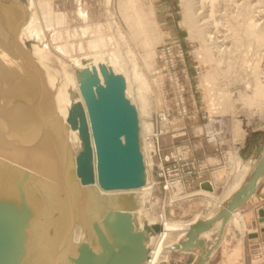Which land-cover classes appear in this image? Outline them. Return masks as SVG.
<instances>
[{
	"label": "rangeland",
	"instance_id": "obj_1",
	"mask_svg": "<svg viewBox=\"0 0 264 264\" xmlns=\"http://www.w3.org/2000/svg\"><path fill=\"white\" fill-rule=\"evenodd\" d=\"M8 1L20 2L19 5L25 12V22L30 21L32 12L29 0ZM42 1L51 2L52 11L48 21L50 24L47 25L54 31L60 29L62 32V39L55 41L54 31H47L46 40L43 42V44L47 42L52 51V61L46 63H50L51 67L48 66L50 73L58 78L57 84H63L67 77L72 83H76L72 77L77 69L74 59H82L86 54L94 53L90 48L92 40L94 42L104 40L105 45L101 50L108 55L119 52L124 64L118 72L126 79H131L128 97L133 102L138 98L136 91L140 84L138 81L135 82L136 78L132 73L138 69L146 78L150 91H144V94L151 98L144 99V113H147L142 115L144 121L152 122L153 132H160L156 142L154 137L151 138L154 141V148L149 150L152 162L151 166H148V175L151 182H155L145 190L147 195L145 201L149 203L146 204L143 213L149 215L151 220L161 218L162 222L165 216L168 220L188 221L207 210L206 197L189 196L201 190V182L211 181L214 179V172L228 166L229 156L235 151L234 144L237 143L235 140L239 131H246L243 144L238 146L241 157L246 161H257L261 157L257 147L260 144L264 146V128L254 126L260 122L262 102L260 99L249 97L253 94L255 77L264 80V42L262 44L260 40L257 41L264 36V0L260 2L217 0L212 6L210 1H205L203 5L198 0L199 3L194 6L195 16H202L200 28L204 29L206 36L211 34L213 38L212 42L206 39L207 43L198 33L193 35L184 21L187 11L186 0H127L125 7L136 13L132 20L126 18L127 9L122 8L121 0H112L110 7L112 15L107 11V0ZM81 11L87 14L84 13L83 16ZM85 14L88 19L84 18ZM63 16L66 23L60 26L59 22ZM140 17L147 32L141 33L136 22ZM254 21L261 25L253 26ZM249 25L253 27L251 30L254 29L255 33L250 30ZM88 28L89 31L85 33L84 30ZM123 39L127 42L125 43ZM220 40L224 42L221 43ZM147 43L150 44L147 46ZM205 43L209 45V52L204 50ZM216 43L217 45L224 43L223 48L228 46L231 49L230 51L225 49L226 52L217 51ZM67 44L70 45L72 53L68 54L60 49ZM163 47L166 49L169 63L175 64L179 86V91L177 89L175 92L173 84L167 80L166 87H163L165 94L163 102L169 112L167 128L156 114V109L163 107L162 100L160 104L158 101L162 89L157 86L150 87L151 75L156 62L160 63L158 56ZM61 62L68 66V72L62 67ZM42 74L44 83V71ZM28 75L37 84V75L30 73ZM53 90L52 88L51 91ZM72 91V97H80L78 90ZM177 93L182 94L183 100L177 99ZM136 103L139 105L140 101ZM208 126L212 130L211 128L209 130ZM169 154L175 155L178 162L169 159ZM161 172L163 173L159 176ZM176 172L178 176L188 172V180L183 181V192L177 194L164 188L166 180L174 178ZM246 179H249V174ZM183 195L184 197H180ZM254 195L238 207L245 216V228L241 230L227 220L222 231L224 237L221 238L222 243L217 245L203 264H264V225L259 219V210L264 211V202L261 205ZM217 232L218 229H213L212 236H217ZM209 250L205 247L203 254H209ZM201 252V247L193 251L172 250L169 264H191L198 260Z\"/></svg>",
	"mask_w": 264,
	"mask_h": 264
},
{
	"label": "water",
	"instance_id": "obj_2",
	"mask_svg": "<svg viewBox=\"0 0 264 264\" xmlns=\"http://www.w3.org/2000/svg\"><path fill=\"white\" fill-rule=\"evenodd\" d=\"M19 3L0 0V45L21 63L24 77L32 80L28 73L37 75L38 85L32 82L41 89L47 87V83L45 79L46 85L43 83V69L32 54V40L21 42L18 38L25 22V12ZM99 67L103 78H100L94 65L91 69H76L83 102H71L62 131L76 129L80 148L74 151L68 147L64 176L71 196V189L77 187L75 184L91 186L104 197L109 195L106 209L99 215L90 208L88 219L93 232L88 240L79 237V230L76 229L78 219L72 211L70 224L61 240L56 247L54 243L53 248L49 245L52 251L46 253L44 243L54 228L51 224L45 230L47 233H42L38 226L52 207L51 192L34 177V172L29 168L0 159V264L146 263L150 241L158 235L162 225L157 220L139 218L136 210L140 203L135 192L130 190L146 183L138 111L135 103L125 94V76L104 63H100ZM20 100L34 101L17 96L11 99L10 105ZM53 111L47 113L51 115ZM11 120L9 113L0 111V134L4 137H10L8 123ZM15 143L20 144L19 141ZM262 150L263 145H258V154ZM262 171L264 154L247 182L215 216L208 220H196L188 227L185 238L176 247L181 250L202 248L198 260L191 264H203L208 257V253L203 254L205 244L199 238V233L211 228L213 221L221 219L217 232L218 236L221 235L231 210L239 207L263 181L264 177L257 182ZM200 185L210 187L211 184L205 180ZM101 189L118 190L107 194ZM259 215L264 225L262 209ZM73 235L77 240L70 249L67 246Z\"/></svg>",
	"mask_w": 264,
	"mask_h": 264
},
{
	"label": "bare ground",
	"instance_id": "obj_3",
	"mask_svg": "<svg viewBox=\"0 0 264 264\" xmlns=\"http://www.w3.org/2000/svg\"><path fill=\"white\" fill-rule=\"evenodd\" d=\"M200 1L203 5H205L204 3L205 1L206 2L210 1L211 6L217 3V0H200ZM126 2L127 0H121V5L122 8L127 9L125 13L126 18L128 20H132L134 18L133 15L136 13L134 11L129 10L128 9L129 7H125ZM196 3H199V1L186 0L187 11L185 14L184 21L187 24L190 31L193 33V35L198 33L200 37L205 39L206 43L208 40H211L212 42L213 38L211 34L210 35L208 34V36H206V32L204 31V29L200 28L201 25L199 23L200 20L202 19L201 18L202 16L200 17L195 16L194 6L196 5ZM243 4L244 3H242V5ZM106 5L108 6V10L106 9L108 11V14L112 15L110 8L112 5V0H107ZM203 5H201L202 8ZM27 7H28V3H27ZM29 8L32 12V16L30 18V21L25 22L22 25L18 33V38L20 39L21 42H24L25 39H30L33 41L32 42L33 44L31 46V51L35 57L34 59L36 60V63L44 71V77H45L44 79L45 82L47 83V87H43L40 89L32 82V80H29L26 77H24L21 74V69L23 68L21 66V63L17 61L14 58V56L11 55L6 49H4L2 45H0V111L9 113L12 118L10 123H8L9 124L8 126L11 128L9 129L10 137H8L6 134L5 137L0 134V159H4L6 161L13 162L22 165L26 168H29L34 172L35 175L34 177L38 181L42 182V185H44L48 190H50L52 196V207L48 212V214L43 219L40 220L38 226L40 232L42 231V233L43 232L47 233L45 232L47 227H49V225L51 224L53 225L54 232L47 236L48 241L44 243V248H45L44 252L49 253L50 251H52L49 248V245H52L53 248V243H54L56 247V243L57 242L59 243V240H61L67 227L69 226L70 216L72 214V211L74 212V214L76 213V217L78 219V224L76 226V229L79 230V237L85 240L90 239L93 232L91 224L88 219L90 208L98 212V214L100 215L108 205L109 195L104 197L99 193H96L93 187L91 186L82 187V186H78L77 184L74 185L77 187L71 189L72 196L71 194H69V191L67 190V186L69 184L68 185L66 184L64 170L66 166V156L68 155L67 153L69 151L68 147H70L74 151H77L80 148V139L76 129L68 128L67 131L64 132L62 130H64L63 125L65 126L66 124L65 118L71 102L73 100H81L83 102V97L81 93H79L80 97H76L74 99L71 95L72 90L79 91V79L77 72L72 74V77L75 79L76 83H72L70 78L67 77L63 84L62 83L60 84L59 82H58L59 84H57L58 78L54 74L50 73V69L48 67L50 63H46L47 61L48 62L52 61V51L49 47V44L47 42L43 44V42H45L46 40L47 31H51V32L54 31V29L52 30L51 27H49L50 25H47V23H49L48 21L50 18V12L52 11L51 2H44L42 0H29ZM81 13H83V16L84 13L87 14V12H82V11ZM211 13L213 14V11ZM86 14L84 18L88 19L86 17ZM113 22L116 23L115 20H113ZM136 22L140 26L141 33L145 31L147 32V29L141 17L139 18V20L137 19ZM65 23H66L65 17L63 16L59 24L60 26H62ZM257 25H258V21L257 23L255 22L253 24V26L255 27ZM251 27L252 26L249 27L250 30ZM252 30L254 32V29ZM88 31L89 28L84 30L85 33H87ZM61 33L62 32L60 29L54 31L53 38L55 41L62 39ZM261 33L263 32L261 31ZM121 35L123 38L124 37L123 33H121ZM225 39L227 40V38ZM263 39L264 36L259 38L257 41L259 42L260 40V42L262 43L264 42ZM123 40L121 41L122 43H124ZM124 41L125 43L127 42L126 40ZM150 41L152 42V39ZM40 42L42 44H40ZM222 42L224 41L222 40ZM206 43L204 50L209 52L210 48L209 45ZM148 44L150 43H147L146 45L148 46ZM223 44L217 45L216 43L217 46L215 45L214 46L217 51H224L225 49L226 50L231 49V47L228 46L227 48L226 47L223 48ZM104 45H105L104 40L98 42H94L92 40L90 44V48L91 50H94V53L92 52V54H86L85 57L82 59H74V62L76 63L75 66L78 68L87 67L91 69V67L94 65L96 67L97 73L100 76V78H103L100 72V67H99L100 63H104L107 66H109L113 71L118 72L123 66L124 61L121 59L119 52L111 53V55L109 54L110 56L107 53L103 52L101 49L104 47ZM69 46L70 45L68 44L63 45L62 47H60V49L63 50V52L65 53L68 54L72 53L71 48ZM129 50H131V48ZM20 58L22 59V56H20ZM36 58L38 59V61ZM61 65L65 69V71L68 72L67 71L68 66L64 62H61ZM132 74H134V77L136 78L135 82L138 81L140 84L138 90L136 91L138 92L137 95L138 98L136 99V102L140 101V104L138 105V103L136 102L134 103L137 107L138 116H139V124H140L139 137H140L141 150L145 162L144 172H145L146 183L140 187L133 188L130 190L135 192V196L137 197L140 203V206L136 210L139 218L141 219L146 217L149 220H151L148 217L149 215L147 216L143 212L146 204L149 203V201L148 202L145 201L147 197L145 190L150 186H152V182H153V181L151 182V179L149 178L148 175V171H149L148 166H151V162H152L151 157L149 156L150 155L149 150L154 148V141L151 139L152 138L151 134L153 133L154 129L152 122L148 123L144 121L142 115L145 112L144 99L147 100L148 98L149 100L151 98V97H146L144 91L148 92L150 91V88L149 85L147 84L145 76L138 69H135L134 73ZM157 77L158 75L154 71L151 75V81H150L151 88L152 86H155L153 84L155 83V80L158 81ZM255 78H256V83L253 86L254 87L253 94L249 98L261 100L262 105H260V107L262 108L261 109L262 114H260L259 116L260 122L254 127L264 128V114H263L264 80L262 81L260 78H258V76ZM125 81H126L125 94L128 96L131 90V79L128 78L126 79L125 77ZM52 88L54 89L53 91H51ZM17 96L31 98L34 101L29 102V101L20 100L19 103L10 105L11 99ZM37 96H40V99H37ZM158 101L160 104L161 96L159 97ZM49 110H54L53 113H51V115L47 113V111ZM208 128L210 130L211 127L208 126ZM236 135L237 137L235 141L237 143L235 144L236 145L235 151L232 152V154L229 156L231 172L230 174L227 175L223 192L221 194L218 193L215 189V186L209 181L211 184L210 187H201V190L189 196L191 198L194 196H203L208 199V207L206 208L207 210L203 211L202 214L199 213L194 218L188 221L168 220L163 215H162L163 216L162 222H160L161 218L156 219L161 223L162 229L158 233V235L154 239H151L150 241L151 246L149 248V255L145 264H162L164 262L169 264V255L171 251L176 249L181 250L176 246L183 238H185L188 227L191 224H193L196 220H205V219L208 220L211 219L213 216H215V214L225 206L226 202L235 194V192H237L247 182L246 176L248 174L250 176L252 170L254 169V167L256 166V164L264 154V146L260 154L261 157L259 156L260 158L257 159V161L252 160L249 164H245L244 160L241 158V156L238 153L239 150L238 146L243 144L246 136V131L245 130H242L241 132L239 131ZM211 140L212 138L210 139V141ZM17 141H19L20 144H16L15 142ZM263 177H264V171H262L261 174L259 175L257 182L259 183L263 179ZM171 185H172L173 193L177 194L178 192L181 191V189L183 190L182 183L173 182ZM180 185L182 186V188L179 189ZM101 190L103 192H106L107 194H112L114 191L118 189H109V190L101 189ZM254 193L255 192H253L246 200H249L254 195ZM180 197H184V195ZM218 208L219 210H216ZM236 211H238V207L231 210L228 221L230 222L233 218L232 221L236 223L237 227L243 229L244 222L239 221L237 219V216L234 215ZM220 224H221V219L215 220L211 223V228L203 230L201 233H199V238L202 240V242H204L205 247L210 249L209 250L210 253L208 254V257L216 249L217 245H219L221 241V238L223 237L222 233L219 236L218 234H216L217 236L215 237L212 236L213 229L215 228L219 229ZM74 235L69 241L67 246L70 249L73 248L74 242L77 240L74 238ZM195 249H197V247L192 248L190 250L183 249L182 251H191V250L193 251Z\"/></svg>",
	"mask_w": 264,
	"mask_h": 264
},
{
	"label": "built area",
	"instance_id": "obj_4",
	"mask_svg": "<svg viewBox=\"0 0 264 264\" xmlns=\"http://www.w3.org/2000/svg\"><path fill=\"white\" fill-rule=\"evenodd\" d=\"M180 55H182V54H180ZM180 57H182V56H180ZM158 58H160V63L156 62V65H155L156 67H155V70H154L155 73H157V75H158V77H157L158 81L155 80V83H153V84L155 86H157L158 88L160 87L162 89V91H160V92L162 93L161 94V98H162L161 100H162L163 107L158 108V110L156 109V114H158L160 121H164L163 122V124L165 125L164 127L167 128L168 127L167 125L169 124V120H167V117H169V112H168L166 106L164 105L165 102H163V100L165 98V94L163 92V87L164 86L166 87V84H167L166 82L168 80V81H170L173 84L174 91L176 92L177 89L179 91V88H178L179 87L178 86V77H177V74L175 72V64H174V62H170L169 63V58L167 56V52H166V49L164 47L161 49ZM176 84H177V86H176ZM177 99L179 101L183 100L181 93L180 94L177 93ZM157 111H158V113H157ZM183 111H185V109H183ZM160 131H162V126L160 128ZM159 133H160L159 131H157V132L155 131V132H153L151 134L152 135V139L154 137L155 142L158 139ZM153 151H154V149H153ZM166 157H168V156H166ZM169 159L176 160L175 155H173V154L170 155L169 154ZM176 161L178 162V160H176ZM162 173L163 172H161L158 175L161 176ZM187 173H185V175L178 176L177 172H176L174 178L172 177L169 181L166 180L164 188L171 191L172 190V185L171 184L173 182H179V183H182V185H183V183L188 180V178H187L188 174ZM183 178H184V180H183ZM182 192H183V190H181L180 193H182ZM263 258H264V256H263Z\"/></svg>",
	"mask_w": 264,
	"mask_h": 264
},
{
	"label": "crops",
	"instance_id": "obj_5",
	"mask_svg": "<svg viewBox=\"0 0 264 264\" xmlns=\"http://www.w3.org/2000/svg\"><path fill=\"white\" fill-rule=\"evenodd\" d=\"M235 145V144H234ZM235 149V148H234ZM240 155V154H239ZM241 156V155H240ZM242 158V157H241ZM243 159V158H242ZM244 160V159H243ZM251 160H244L245 164H249ZM231 170V165L229 164L228 162V166L224 167L223 169H220V170H217L216 172H214L215 176H214V179H212L210 182L215 186V189L218 193H222L223 190H224V185H225V181L227 179V175L230 174V171ZM221 186V187H220ZM220 188V189H219ZM253 197V196H252ZM255 199L258 200V202L261 203V205L263 204L264 202V179L263 181L261 182V184L258 186L257 188V191H256V195H254ZM204 198V197H202ZM235 216H237V219L239 221H243L244 223V227L243 229L245 228V216L244 214H242L239 210L236 211V213L234 214ZM233 220V218H232ZM230 221L232 222V224L234 223L236 225V223L234 221ZM237 226V225H236ZM241 229V230H243Z\"/></svg>",
	"mask_w": 264,
	"mask_h": 264
}]
</instances>
